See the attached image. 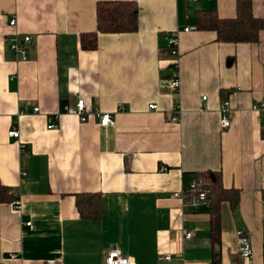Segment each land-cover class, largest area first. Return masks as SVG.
Listing matches in <instances>:
<instances>
[{"label":"crops","instance_id":"crops-1","mask_svg":"<svg viewBox=\"0 0 264 264\" xmlns=\"http://www.w3.org/2000/svg\"><path fill=\"white\" fill-rule=\"evenodd\" d=\"M100 1L134 2L137 29L98 33L87 51L80 37L97 31ZM251 2L264 24V0ZM235 9L236 0H0V183L21 198L20 211L0 204V264H104L111 250L131 264H213L214 251L217 264H264V112L252 110L264 99V28L257 43L232 44L195 25L200 11L233 19ZM170 34L178 93L169 88ZM24 36L23 61L10 44ZM77 97L114 125L65 113ZM204 171L239 191L235 210L220 207L218 247L208 205L172 197ZM80 194H100L98 219H80ZM239 232L251 260L239 256Z\"/></svg>","mask_w":264,"mask_h":264},{"label":"trees","instance_id":"trees-1","mask_svg":"<svg viewBox=\"0 0 264 264\" xmlns=\"http://www.w3.org/2000/svg\"><path fill=\"white\" fill-rule=\"evenodd\" d=\"M236 15L233 19L218 18L214 11H200L195 15L198 30L212 31L216 40L222 43L253 44L259 40L264 28L261 19L254 17L251 0H236ZM96 32L80 37L82 49L96 48L97 34L132 33L137 29V9L130 1H100L96 4ZM168 51V50H167ZM222 102H225L222 101ZM201 189L208 193L207 205L210 216V239L214 246L220 244V207L223 203L235 210L239 204V191L226 189L218 171H204L193 174ZM264 199V192L262 195ZM75 206L81 220H96L100 217V194L75 195ZM14 197L9 189L0 183V204H9ZM213 264H217L218 251H214Z\"/></svg>","mask_w":264,"mask_h":264},{"label":"built area","instance_id":"built-area-1","mask_svg":"<svg viewBox=\"0 0 264 264\" xmlns=\"http://www.w3.org/2000/svg\"><path fill=\"white\" fill-rule=\"evenodd\" d=\"M16 24L15 19H10L9 26L14 27ZM185 32H188V29H184ZM31 42L30 36H24L19 37L17 39H13L10 44L11 50L20 56L21 60H26V49L25 46L28 45ZM167 50L169 55L173 58V60L170 63V69H171V77H170V83L169 88L171 91L178 93L180 89V80H179V72H178V36L177 34H170L167 37ZM206 97H202V101H205ZM63 110L65 113H72L74 114L80 123H86L90 120V118H93L98 121L99 125L102 127H110L114 125L113 118L106 113H101L100 111H94L93 113L89 112L86 109L85 102L82 98L77 97L73 102V107H69L68 105H63ZM149 109L155 110V105H149ZM253 111H263L264 112V99L260 100L259 102L255 103L252 106ZM39 108H34L33 113H39ZM220 113L222 115L221 119V126L222 128H228L230 126V119L228 115L231 113V109L228 102H223L220 108ZM58 118L52 117L49 120V124L47 129H54L55 124H53V120ZM178 118L176 116H173L172 121H177ZM8 136L11 138H19V131L18 130H11L8 133ZM166 168H160V171H165ZM14 199L11 202V206L14 210L20 211L21 210V198L19 196L18 190H13L11 192ZM173 198L179 199L182 201L183 206H186L188 208L197 209L203 204L207 203L208 199V193L206 190L201 189L198 182L193 179L191 183L181 190L178 193H174L172 195ZM27 226L30 225V223H26ZM191 233L185 234V239H189L191 237ZM237 246H238V253L242 260H251L253 256L252 247L250 244L249 237L239 232L237 234ZM10 259H14V255H9ZM170 256H165L164 260H170ZM46 264H61L59 260L49 261ZM104 264H131V260L127 256L121 255L119 252L115 250L108 251V253L105 256Z\"/></svg>","mask_w":264,"mask_h":264}]
</instances>
